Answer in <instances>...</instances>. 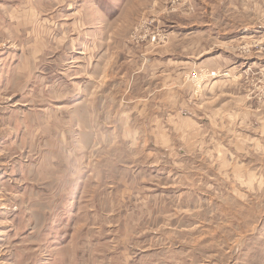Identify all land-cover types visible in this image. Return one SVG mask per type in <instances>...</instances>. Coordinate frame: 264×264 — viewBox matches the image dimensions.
<instances>
[{
  "label": "rangeland",
  "instance_id": "rangeland-1",
  "mask_svg": "<svg viewBox=\"0 0 264 264\" xmlns=\"http://www.w3.org/2000/svg\"><path fill=\"white\" fill-rule=\"evenodd\" d=\"M0 264H264V0H0Z\"/></svg>",
  "mask_w": 264,
  "mask_h": 264
}]
</instances>
